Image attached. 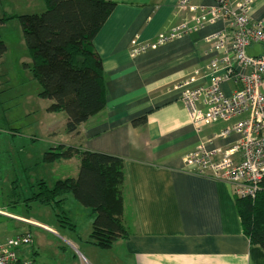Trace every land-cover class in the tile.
<instances>
[{"label":"crops","instance_id":"obj_1","mask_svg":"<svg viewBox=\"0 0 264 264\" xmlns=\"http://www.w3.org/2000/svg\"><path fill=\"white\" fill-rule=\"evenodd\" d=\"M110 1L114 7L92 40L101 59L105 104L60 144L123 159L124 207L120 218L128 235L100 248L89 241L91 223L82 236L74 223L75 228L70 229L74 234L62 235L67 245H58L27 228L21 234L29 232L32 241L29 249H24L25 245L16 248L19 258L47 264L44 242H51L53 264H264V249L251 242L241 228L233 185L197 174L183 161L186 152L226 125L218 121L197 131L179 99V89L174 87L189 77L192 85L208 82V43L204 37L222 29V21L132 55L136 43L152 41L170 26L188 22L189 8H179L178 0ZM36 2L44 8L43 0ZM193 2L210 5L213 1ZM251 15L264 24V0L254 3ZM221 86L227 94L233 84L225 81ZM143 115L141 124H132ZM63 118L65 123L64 113ZM237 138L238 134L230 133L213 139L208 147L227 148ZM67 160H74L77 170L78 157ZM0 210L58 233L8 208ZM92 217L90 211L91 222ZM75 251L83 263L76 259Z\"/></svg>","mask_w":264,"mask_h":264},{"label":"trees","instance_id":"obj_2","mask_svg":"<svg viewBox=\"0 0 264 264\" xmlns=\"http://www.w3.org/2000/svg\"><path fill=\"white\" fill-rule=\"evenodd\" d=\"M41 12L17 16L30 57V71L38 81V95L51 100L49 110L65 113V130L77 126L105 104V80L101 59L93 47V37L114 7L110 0H43ZM8 17L3 15L1 20ZM6 51L0 38V57ZM145 116L132 120L141 124ZM59 144L44 152L43 162L65 159L74 152L79 159L75 177L56 179L52 185L43 179L27 200L48 204L62 227L74 229L62 204L71 193L92 212L89 241L108 248L128 235L121 221L125 180L123 159L117 155ZM72 151V152H71ZM253 197L235 196V205L244 234L264 249V177Z\"/></svg>","mask_w":264,"mask_h":264},{"label":"built area","instance_id":"obj_3","mask_svg":"<svg viewBox=\"0 0 264 264\" xmlns=\"http://www.w3.org/2000/svg\"><path fill=\"white\" fill-rule=\"evenodd\" d=\"M212 1L205 5L178 0L179 8L188 6L189 21L170 26L152 41L136 43L131 53L138 54L187 31L222 21V29L204 37L208 43V82L192 85L193 78L189 77L179 80L174 87L179 89V99L197 131L218 121L226 125L186 152L183 161L197 174L230 182L235 196L253 197L264 177V24L251 15L257 0ZM254 44H260L262 52L247 54ZM225 81L233 84L227 94L221 86ZM230 133L238 134L233 145L208 147L213 139ZM30 242L29 232L1 240L0 264H35L20 259L16 252L17 247Z\"/></svg>","mask_w":264,"mask_h":264},{"label":"rangeland","instance_id":"obj_4","mask_svg":"<svg viewBox=\"0 0 264 264\" xmlns=\"http://www.w3.org/2000/svg\"><path fill=\"white\" fill-rule=\"evenodd\" d=\"M36 1L0 0V18L3 15L8 17L0 19V38L6 45V51L0 58V208H8L21 216L42 222L58 233L11 218L8 212L0 210V241L30 228L37 230L40 237L43 235L58 245H67L62 235H73L74 232L60 225L55 210L48 204L27 200L40 179L52 185L58 178L76 176L78 171L74 160L43 162L44 152L69 138L65 130L64 112L47 109L51 100L38 95L40 86L30 71L31 57L19 19L8 16L15 10L20 13L41 12L44 8L41 9ZM68 146L71 145H65L62 151ZM71 157L77 155L73 152L68 158ZM65 197L62 205L65 214L77 224V233L85 235L91 223L90 208L80 204L71 193ZM29 244H23V248L29 249ZM44 246L47 259L44 254L41 258L47 264H53V245L44 242ZM74 255L83 263V258L76 251Z\"/></svg>","mask_w":264,"mask_h":264},{"label":"water","instance_id":"obj_5","mask_svg":"<svg viewBox=\"0 0 264 264\" xmlns=\"http://www.w3.org/2000/svg\"><path fill=\"white\" fill-rule=\"evenodd\" d=\"M261 52H262V47L260 44H254L247 49V54H250V55H256Z\"/></svg>","mask_w":264,"mask_h":264}]
</instances>
